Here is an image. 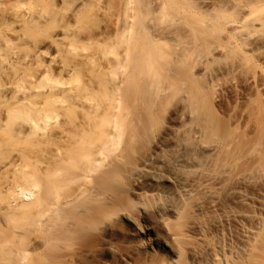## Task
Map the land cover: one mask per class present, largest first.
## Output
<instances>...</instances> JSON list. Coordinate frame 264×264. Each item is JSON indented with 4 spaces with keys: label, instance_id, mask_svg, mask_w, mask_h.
<instances>
[{
    "label": "bare ground",
    "instance_id": "bare-ground-1",
    "mask_svg": "<svg viewBox=\"0 0 264 264\" xmlns=\"http://www.w3.org/2000/svg\"><path fill=\"white\" fill-rule=\"evenodd\" d=\"M118 8L66 69L71 122L33 87L43 52L15 76L33 101L3 113L24 132L0 123V264H264V0Z\"/></svg>",
    "mask_w": 264,
    "mask_h": 264
},
{
    "label": "rangeland",
    "instance_id": "rangeland-1",
    "mask_svg": "<svg viewBox=\"0 0 264 264\" xmlns=\"http://www.w3.org/2000/svg\"><path fill=\"white\" fill-rule=\"evenodd\" d=\"M118 7L119 0H0V123L6 120L12 129L24 132L20 119L9 120L3 113L33 101L15 76L31 73L40 52L48 68L33 79V87H53L47 102L59 109L49 112L50 120L71 122V73L66 69L75 62L83 68L90 40L113 37L120 23ZM3 133L1 129L0 145L12 143ZM37 133L22 139V146Z\"/></svg>",
    "mask_w": 264,
    "mask_h": 264
}]
</instances>
